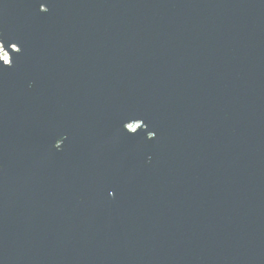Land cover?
Segmentation results:
<instances>
[{"label":"water","instance_id":"obj_1","mask_svg":"<svg viewBox=\"0 0 264 264\" xmlns=\"http://www.w3.org/2000/svg\"><path fill=\"white\" fill-rule=\"evenodd\" d=\"M0 264H264V0H0Z\"/></svg>","mask_w":264,"mask_h":264},{"label":"built area","instance_id":"obj_2","mask_svg":"<svg viewBox=\"0 0 264 264\" xmlns=\"http://www.w3.org/2000/svg\"><path fill=\"white\" fill-rule=\"evenodd\" d=\"M3 51V50H2ZM5 52V51H4ZM7 57V61L4 60V58ZM0 58L5 62V63H8L9 61V56L8 54L5 52V56L3 57V55H0Z\"/></svg>","mask_w":264,"mask_h":264},{"label":"rangeland","instance_id":"obj_3","mask_svg":"<svg viewBox=\"0 0 264 264\" xmlns=\"http://www.w3.org/2000/svg\"><path fill=\"white\" fill-rule=\"evenodd\" d=\"M0 52H2V54L1 55H3V57L5 56V52L4 51H2V49H1V47H0Z\"/></svg>","mask_w":264,"mask_h":264},{"label":"bare ground","instance_id":"obj_4","mask_svg":"<svg viewBox=\"0 0 264 264\" xmlns=\"http://www.w3.org/2000/svg\"><path fill=\"white\" fill-rule=\"evenodd\" d=\"M0 53L2 54V52H0ZM1 54H0V55H1ZM4 60L7 61V57H5Z\"/></svg>","mask_w":264,"mask_h":264},{"label":"snow or ice","instance_id":"obj_5","mask_svg":"<svg viewBox=\"0 0 264 264\" xmlns=\"http://www.w3.org/2000/svg\"><path fill=\"white\" fill-rule=\"evenodd\" d=\"M0 43H2V42H0Z\"/></svg>","mask_w":264,"mask_h":264}]
</instances>
